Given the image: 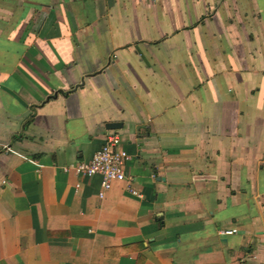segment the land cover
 Wrapping results in <instances>:
<instances>
[{"label":"crops","instance_id":"0c3cea01","mask_svg":"<svg viewBox=\"0 0 264 264\" xmlns=\"http://www.w3.org/2000/svg\"><path fill=\"white\" fill-rule=\"evenodd\" d=\"M0 264H264V0H0Z\"/></svg>","mask_w":264,"mask_h":264},{"label":"built area","instance_id":"2783aa9c","mask_svg":"<svg viewBox=\"0 0 264 264\" xmlns=\"http://www.w3.org/2000/svg\"><path fill=\"white\" fill-rule=\"evenodd\" d=\"M131 160L129 154L121 148V137L118 133H110L100 150H98L91 162L78 164L74 170L76 174L85 177L101 176L102 193L100 198H104L105 192L112 189L118 182H130L125 173V166ZM68 171V169H65ZM79 187V186H78ZM129 191L133 196L142 198V195L129 186ZM223 236H232L238 233L237 229H229L221 232Z\"/></svg>","mask_w":264,"mask_h":264},{"label":"water","instance_id":"95a60500","mask_svg":"<svg viewBox=\"0 0 264 264\" xmlns=\"http://www.w3.org/2000/svg\"><path fill=\"white\" fill-rule=\"evenodd\" d=\"M109 129H117L120 128L119 124L113 123V124H108L107 126Z\"/></svg>","mask_w":264,"mask_h":264}]
</instances>
